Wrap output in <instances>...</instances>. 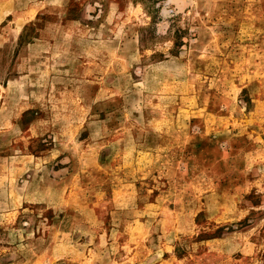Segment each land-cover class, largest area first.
<instances>
[{"label": "rangeland", "instance_id": "374dc122", "mask_svg": "<svg viewBox=\"0 0 264 264\" xmlns=\"http://www.w3.org/2000/svg\"><path fill=\"white\" fill-rule=\"evenodd\" d=\"M12 263L264 264V0H0Z\"/></svg>", "mask_w": 264, "mask_h": 264}, {"label": "crops", "instance_id": "0c3cea01", "mask_svg": "<svg viewBox=\"0 0 264 264\" xmlns=\"http://www.w3.org/2000/svg\"><path fill=\"white\" fill-rule=\"evenodd\" d=\"M9 208L15 209V207H13V206H11V207H9ZM12 264H14V263H12Z\"/></svg>", "mask_w": 264, "mask_h": 264}]
</instances>
